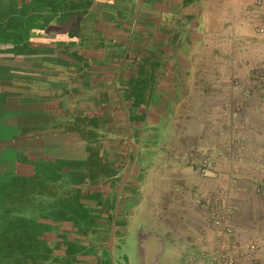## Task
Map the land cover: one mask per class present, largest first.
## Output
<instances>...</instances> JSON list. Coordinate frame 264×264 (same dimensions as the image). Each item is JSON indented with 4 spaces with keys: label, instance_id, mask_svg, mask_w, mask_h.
<instances>
[{
    "label": "crops",
    "instance_id": "obj_1",
    "mask_svg": "<svg viewBox=\"0 0 264 264\" xmlns=\"http://www.w3.org/2000/svg\"><path fill=\"white\" fill-rule=\"evenodd\" d=\"M255 2L0 0V147L64 129L78 106L104 125L103 151L126 175L117 208L132 221L116 235H134L136 264H219V247L264 244V18L245 24ZM210 155L213 176L198 179L192 169ZM217 191L223 237L199 202ZM116 211L104 212L106 230Z\"/></svg>",
    "mask_w": 264,
    "mask_h": 264
},
{
    "label": "trees",
    "instance_id": "obj_2",
    "mask_svg": "<svg viewBox=\"0 0 264 264\" xmlns=\"http://www.w3.org/2000/svg\"><path fill=\"white\" fill-rule=\"evenodd\" d=\"M67 110L69 122L64 129L52 127L34 138L13 139V155L8 145L0 147V264H87L101 249L86 241L102 237L103 212L114 210L116 197L105 201L103 193L93 191L87 182L97 180V175L110 176L114 190L121 169L105 156L104 125L99 118L78 106ZM64 140L85 146L88 159H66L76 155L59 151ZM45 149L57 163L73 165L45 167ZM63 173H71L72 180H64ZM96 208L102 213L92 214ZM109 217L112 224L113 215Z\"/></svg>",
    "mask_w": 264,
    "mask_h": 264
},
{
    "label": "rangeland",
    "instance_id": "obj_3",
    "mask_svg": "<svg viewBox=\"0 0 264 264\" xmlns=\"http://www.w3.org/2000/svg\"><path fill=\"white\" fill-rule=\"evenodd\" d=\"M30 144H32V143H30ZM104 144L106 145V142ZM30 147H32V145H30ZM78 148H80L81 150H79ZM6 149L9 151L8 153H10V155H13V154H11L13 152V144L11 147L7 146ZM59 151L75 154L76 155L75 157H67L66 158V159H69L72 161H74L73 158H75V160H76L77 156L80 157V159H82V161H85L88 159V156H89L87 151L84 152L82 150V147H80L78 145V143L71 144L70 142H68L66 140L63 141V145L60 147ZM96 151H97V149H96ZM44 153L49 155V156L46 155L44 158L42 157V160L45 163L44 164L45 167H50V168L53 167L56 169L57 168L60 169L61 167H65L67 169V168L71 167L72 163L71 164H68V163L64 164V163H60V162L57 163V161H56L57 159L54 158L53 155H51L52 152H48V150L45 149ZM105 156L107 157L106 153H105ZM37 158H35V159H37ZM114 158L115 157H111V158L107 157V159L109 160L111 165L113 163ZM134 158H135V156L133 157V154L128 155L127 162L129 164V166H131L132 160H134ZM150 158H151V160L147 164V167H146V172H147L146 175L149 174V169L154 167V165L158 162V160L160 158V154L150 155ZM119 161H120V159H119ZM136 161H137L136 167H135V170L133 172V175H135V178L137 177V183L140 186L138 188V191H139L141 189V187L147 183V178L145 177L144 174H141L140 176H138L139 175L138 170L141 169V166L143 165V161H144L143 157L141 156V158H139V156H138ZM75 163H77V162H75ZM74 165L76 166V164H74ZM192 172L197 176L198 179L203 178L201 173H200V169H194L193 168ZM63 177H64V180H67V181L72 180L71 173H63ZM125 177H126V175L124 174L122 176V178L120 179V183L125 179ZM110 182H112V178H110V176H106V175L98 176L97 175V180H95V181L89 180L87 182L88 183L87 186L91 187V189L93 191L102 192L105 197H107V195L113 193L112 194L113 199H115V197L118 196L119 190H121V195L124 194L123 191L125 192V189L122 190V189H119L118 187L115 191H113L111 193ZM193 182H196V181H193ZM147 190H151V187H147ZM138 196L141 200L142 199V193H139ZM121 199H122V201L125 199L124 195L122 196ZM117 200H118V198H117ZM119 201H120V197H119ZM116 204H117V201L115 203V209L117 208ZM123 205H124L123 202L119 203V209L117 208V214H116V212L113 214L112 224H111V220L110 221L108 220L109 228L107 226V230L104 229L105 231H104L103 238L101 237V239H96L93 236V237H90L89 239H87L88 241H86V242L88 243L89 246L95 247V248H101L97 252V255L95 254V255H92L88 258V260L86 261L87 264H98V263L99 264H124L125 257H128L130 264H136L137 263V257L138 256H137L136 241H135L134 235L128 234L122 240H121L120 236L116 235V233H118L119 231H124L126 229L128 222L132 221V219H130L131 214L128 211L126 213L123 212L124 211ZM100 209L101 208H99L97 210L92 209L91 213L92 214H101L103 210H100ZM133 212H134V214L135 213L137 214V217H138L140 222L146 221V218H147L146 212L144 209H141L139 207V205L137 206L136 210H133ZM123 217H126V218L123 219ZM110 224H111V228H110ZM113 225H114V236H113V240H111V232H112V226ZM100 230H101V228H100ZM98 257L101 259V261Z\"/></svg>",
    "mask_w": 264,
    "mask_h": 264
},
{
    "label": "built area",
    "instance_id": "obj_4",
    "mask_svg": "<svg viewBox=\"0 0 264 264\" xmlns=\"http://www.w3.org/2000/svg\"><path fill=\"white\" fill-rule=\"evenodd\" d=\"M253 19L249 22H246V25H250L254 20L258 18H264V0H256L255 2V10L253 11ZM261 34H264V28L260 30ZM263 81H264V65H263ZM248 96V94H247ZM231 145L228 146V150H231ZM242 149V148H241ZM218 156L224 157L225 153L221 152ZM217 157L214 156H204L200 160V173L203 178L209 179L213 176V172L215 169ZM263 189L262 186L259 187ZM223 194L217 191L212 196H205L201 198L199 201L200 204L206 208L211 214V218L215 226L220 228V236L223 237L225 234V230L229 227L230 215L227 212L225 206H223L222 201ZM216 259L219 264H237L239 259L247 258V257H259L264 259V244H250L248 246H239L235 245L232 248L224 249L223 247H219L216 250ZM264 261V260H263Z\"/></svg>",
    "mask_w": 264,
    "mask_h": 264
},
{
    "label": "water",
    "instance_id": "obj_5",
    "mask_svg": "<svg viewBox=\"0 0 264 264\" xmlns=\"http://www.w3.org/2000/svg\"><path fill=\"white\" fill-rule=\"evenodd\" d=\"M137 160V152L135 153V158H134V163ZM119 197H120V192L118 193V200H117V207H118V201H119ZM117 209V208H116ZM117 212V211H116ZM117 214V213H116ZM113 236H114V225L112 226V232H111V240H113Z\"/></svg>",
    "mask_w": 264,
    "mask_h": 264
}]
</instances>
